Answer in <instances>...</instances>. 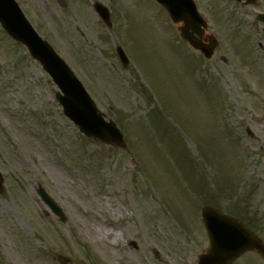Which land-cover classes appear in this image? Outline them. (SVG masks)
<instances>
[{
	"label": "rangeland",
	"instance_id": "1",
	"mask_svg": "<svg viewBox=\"0 0 264 264\" xmlns=\"http://www.w3.org/2000/svg\"><path fill=\"white\" fill-rule=\"evenodd\" d=\"M16 1L117 123L127 147L86 140L63 116L40 65L0 28V264H58L56 256L67 264H192L205 248L193 217L212 202L253 214L264 237V84L236 28L231 37L218 24L226 0H199L222 41L220 53L202 65L200 87L191 75L196 61L174 46L152 0H64L65 9L54 0ZM95 2L108 7L115 27L94 16ZM116 15L121 43L113 34ZM121 44L137 54L134 62L124 52L127 68L115 55ZM228 65L233 75H215ZM228 169L236 170L233 178ZM38 186L65 221L40 202ZM175 216L189 234L173 229Z\"/></svg>",
	"mask_w": 264,
	"mask_h": 264
},
{
	"label": "water",
	"instance_id": "2",
	"mask_svg": "<svg viewBox=\"0 0 264 264\" xmlns=\"http://www.w3.org/2000/svg\"><path fill=\"white\" fill-rule=\"evenodd\" d=\"M159 2L169 6L171 4L175 9H171L174 16L181 17V10L175 5L176 0H158ZM174 1V3H168ZM181 1L182 0H178ZM185 3V0H183ZM0 23L6 31L16 40L25 44L30 53L38 59L54 82L57 84L63 94V98H59L63 102L66 109L65 114L73 120L87 136L100 139L109 140L118 143L119 137L112 125L104 124L100 117L97 116L96 111L92 108L86 96H81L80 88L72 78L71 74L65 66L53 54L48 46L35 38L33 32L27 28V24L20 15L16 5L12 0H0ZM44 198V194H39ZM49 202V200H47ZM208 259H203L201 264H213Z\"/></svg>",
	"mask_w": 264,
	"mask_h": 264
},
{
	"label": "flooded vegetation",
	"instance_id": "3",
	"mask_svg": "<svg viewBox=\"0 0 264 264\" xmlns=\"http://www.w3.org/2000/svg\"><path fill=\"white\" fill-rule=\"evenodd\" d=\"M256 6H259V5H256ZM245 264H247V262H245Z\"/></svg>",
	"mask_w": 264,
	"mask_h": 264
}]
</instances>
